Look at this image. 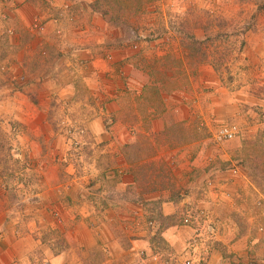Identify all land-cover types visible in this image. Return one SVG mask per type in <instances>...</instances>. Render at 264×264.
Instances as JSON below:
<instances>
[{
  "label": "rangeland",
  "instance_id": "obj_1",
  "mask_svg": "<svg viewBox=\"0 0 264 264\" xmlns=\"http://www.w3.org/2000/svg\"><path fill=\"white\" fill-rule=\"evenodd\" d=\"M23 1L0 0V215H4L2 224L7 232L0 238V246L7 250V254H13L11 264H22L20 256L15 254L27 245L33 247L34 241L36 248H31L26 256L29 264H53L56 257H60L64 264H86L77 236L67 235L56 226L64 223L58 210L40 213L36 192L39 173L43 170L28 155L22 154L20 133L25 125L22 122V97L16 104L14 99L17 98L16 92L22 94V83L25 82V74L18 68L17 59L19 45H22ZM37 1L41 4L31 28L38 29L42 26L41 21L49 20L52 33L57 37L64 38L67 33L74 32L75 36L82 34L89 45L80 43L84 50H74L77 58L86 60L87 46H101L105 57L115 53L110 50V45L124 53H133L136 48L152 53L150 51L169 42L172 48H176L174 54L179 50L184 53L186 68L190 70L195 62L201 61L211 64L216 74L214 78L211 72H207L209 80L203 84L193 80L192 92L187 97L190 100L187 114L192 118L185 123L184 120H173L166 130L155 136L160 154L152 161L157 168L154 171L152 167L147 171L137 169L140 182H150L147 187L153 198L145 200L138 196L140 202L133 207H126L125 204L129 203L125 201L123 208L131 212L120 222L119 218L109 220L102 217L111 212L106 211L109 204L100 195L92 203L94 212L85 218L80 215L79 220L89 228L116 227L117 230L111 232L110 229L108 235L113 233L124 245L126 235L123 231L129 232V226H132L133 236L137 235L142 244L133 250V255L124 249H110L103 245L101 251L91 253V262L135 264L131 259L136 257L139 264H264V0H111L110 4H96H103L110 10L109 14L102 16L91 9L94 0ZM138 6L141 9L137 12ZM115 7L120 8L117 14L125 19L120 26L112 25L113 21H104L115 14ZM96 19L102 26L90 24ZM131 24L134 27L129 29ZM92 29L96 30L94 34ZM99 29L108 37L96 44L94 38L100 34ZM191 33L198 36L196 46L204 55L193 52ZM251 34L262 39L254 45V50L248 48ZM166 37L169 41L165 40ZM175 37L180 38L177 45ZM67 43L62 40L60 50L67 52L68 48L64 49ZM181 52L172 57L175 66ZM76 61L83 66L81 61ZM73 65L69 62L64 66L66 76L62 77L76 88L82 77L80 74L84 72L79 73ZM119 72L117 75L122 77ZM95 77L101 82L98 76ZM165 78L160 77V80L165 81ZM148 91L153 93V88ZM217 93L218 96L233 93L235 116L220 121L203 110V102L207 104ZM80 94L81 90L74 100L68 102L53 95V99H57L53 121L68 143L65 157L79 160L81 156V163L90 169L93 165L99 166L98 157L102 152L94 151L89 144L93 138L88 137V122L100 111L105 130L110 132L114 121L106 114L104 102L90 100V96L83 99ZM87 109L91 115L87 114ZM223 125H235L237 135L231 140H215V131ZM86 145L89 149L84 148ZM172 146L180 152L186 149L183 159L177 152L173 157L167 154L166 148L170 150ZM148 148L145 146L144 151ZM132 152L131 147L126 148V157L131 159ZM103 153L108 154L114 164L105 170H97L98 175L94 178L122 177L126 169L116 166L122 163L121 151L114 154L110 149ZM176 165L180 166L179 171L175 170ZM131 188L124 191L123 199L125 196L136 197L135 188ZM164 202H169V206H164ZM119 227L123 228L122 232ZM168 231L173 232L174 241L179 237L176 241L180 244L170 245L165 240Z\"/></svg>",
  "mask_w": 264,
  "mask_h": 264
},
{
  "label": "crops",
  "instance_id": "obj_2",
  "mask_svg": "<svg viewBox=\"0 0 264 264\" xmlns=\"http://www.w3.org/2000/svg\"><path fill=\"white\" fill-rule=\"evenodd\" d=\"M23 4L22 45H19L20 50L17 59L18 68L25 74V82L22 83V94L21 91L16 92L17 100L14 99L16 101L14 104L21 102L19 97H22V122L25 124L22 133H20V137L22 134V154L28 155L33 160L32 162L43 170L39 173L40 178L38 179L39 184L36 192L40 213L48 214L50 209L58 210L64 223L56 226L61 231H65L67 235L77 236V242L82 246L85 254L82 258L86 264H95L91 262V253L96 252L95 250L101 251L103 245H108L110 249H124L125 252L133 255L142 244L139 243L140 239L137 235L133 236L132 226H129V232H124L123 228L119 227L120 230L122 229L121 232L123 231L126 235L124 237L126 245H124L119 237L112 235L113 233H110V236L108 235L110 229L111 232H114V230H117L116 227L89 228L79 220V217L82 214L81 218H85V216H90L94 212L92 203L95 197L99 195L107 201V205L109 204L106 211L111 212L102 217L109 220L119 218V222L122 218H127L129 212H131L129 209L123 208L125 201L129 203L125 204L126 207L128 205L133 207L134 204L140 202L137 199L138 196L145 200L150 197L153 198L150 189L147 187L150 182L148 180L140 182L137 169L144 168L147 171L152 167L151 170L154 171L157 168L153 165L155 162L152 161L158 159L160 154L158 151L160 145L155 142V136L166 130L169 127V122L184 120L185 123L188 118H192L191 114H187L190 110L188 104L190 100L187 97L188 93L192 92L193 80L196 79V81L203 84L209 80L206 77L208 76L207 72H211L214 78L216 74L213 72L211 64L201 61L195 62L189 70L185 67L187 58L180 50L175 53L181 52L179 59L182 61L177 59V66H175L172 57L176 55L174 54L176 48L170 46L168 37L165 39L168 40V43L161 48L153 49V51H150L152 53H146L144 52L146 50L137 48L133 53H124L120 48L116 49L113 48L114 45L112 47L110 45V50L112 52L114 50L115 53L114 55L105 56V58L101 46H87L89 48H87L88 53H85L87 55V57L85 56L86 60L77 58V56H74V50H77L76 52L84 50L80 43L89 45V41H84L82 34L77 33L75 36L74 33L76 32L73 34L67 33L64 38L55 36L54 32L52 33V24L47 22L49 20L41 21L42 26L35 30L32 29V20L37 18L35 16L36 11L40 8L38 5L41 3L37 0H24ZM92 20L90 24L102 26L97 22V19ZM91 32L94 34L96 30L92 29ZM102 32L100 31V34L98 33L95 36L96 44H101L108 37H105ZM248 37V48L250 49L258 41H262L257 34H251ZM175 39L177 45L180 38L175 37ZM62 40L69 42L64 45V49L68 48V51H65L66 53L60 50L59 47ZM76 59L81 61L83 66H79ZM164 59H168L167 65L162 64L165 63ZM69 62L74 63L73 67L76 71H80L79 73L84 72L80 74L82 77H80L79 85L76 88L65 82V78H63L66 76L64 66L68 65ZM115 70L118 72L120 70L119 75L122 77H119L118 72ZM121 71L123 74H120ZM62 75L64 76L62 77ZM95 75L101 79V82L99 80L97 82ZM103 77L106 82L103 81ZM160 77H166V80H160ZM152 88L153 93H148V89ZM80 90L84 96L83 99L90 96V100L94 98L95 100L99 99L100 104L104 102L106 114L112 117L111 119L114 121L113 128L109 132L105 130L102 112L97 111L96 115L92 113L94 117H90L88 137L91 136L93 139L91 141L90 138L89 144L95 149L94 151L102 152L98 157L100 159L97 162L99 166L95 167L93 165L90 172L87 171L90 169L81 163V156H79V160L65 157L68 143L58 132V127L53 121L54 110L57 107V99L54 100L53 95L68 102L74 100V96H77ZM218 94L213 98L211 97L207 104L203 102V110L212 113L220 121L228 116H235L237 111L233 93H224V95L219 96ZM85 111H88L87 114L91 115L89 109ZM165 114L167 117L164 118ZM182 114L184 115L182 116ZM186 125L188 124L186 123ZM86 146L84 148L89 149L88 145ZM145 146L149 147L146 151H144ZM130 147L133 149L131 159L125 155L126 148ZM110 149L114 151V154L121 151L122 159L120 160L122 163L118 160L120 163L116 166H122L126 170L121 175L122 177L108 175L102 180L95 179L94 177L99 172L97 170H105L106 167L113 166L114 161L111 160L108 154L103 153L108 152ZM166 150H168L167 154H171L172 157L177 152L181 159L186 153V149L184 152H180L177 147L170 148V150L166 148ZM87 156L89 155L87 154ZM144 166H147V168ZM179 167V165H176L175 170H178ZM93 171L97 173L94 174ZM133 186H136V188ZM130 187H132V190L135 188L133 191L136 197L125 196L123 199L124 191ZM142 188H145V190L136 192L138 189L142 190ZM167 203L169 202H164V206H169ZM2 221H5L3 214L0 215V238L7 233L4 231ZM69 224L72 226L67 227ZM164 237L170 245L180 244V241H176L179 238L178 236L174 241L172 231H168L167 235L165 233ZM33 243V247L27 245L22 247L19 254H15V256H20L19 259L22 264H29L26 261L27 253L32 251L31 248L34 249L37 246L35 241ZM133 250L135 251L133 252ZM6 252L7 250L0 246V264H11L13 254H7ZM131 260H134L135 264H139L138 258L134 257ZM52 263L64 264V261L60 257H56Z\"/></svg>",
  "mask_w": 264,
  "mask_h": 264
},
{
  "label": "trees",
  "instance_id": "obj_3",
  "mask_svg": "<svg viewBox=\"0 0 264 264\" xmlns=\"http://www.w3.org/2000/svg\"><path fill=\"white\" fill-rule=\"evenodd\" d=\"M113 1V0H112ZM114 1H116V0H114ZM98 2V3H97ZM99 2H103L104 3V5H106V4H110V2H111V0H94V2H93V4H92V6H91V9L93 10V11H96V12H99L101 15H106V14H109V12H110V10L109 9H107V8H105L106 6H104L103 4H100V5H96V4H99ZM118 2V1H117ZM114 9V13L115 14H111V16H109V18H106L105 19V21H106V23H111V21H113L112 23V25H121V23L125 20V19H123V18H121V15L119 16L117 13L118 12H120L119 10H120V8H117V7H115V8H113ZM112 9V10H113ZM122 9V8H121ZM139 9H141V6H138L137 8H136V10H137V12H138V10ZM135 10V11H136ZM125 17V16H124ZM125 22V21H124ZM130 23H131V19H130ZM134 27V24H131V25H129L128 26V28L130 29V28H133ZM190 32V31H189ZM183 33H185V32H183ZM188 33V32H187ZM221 35V34H220ZM189 37L192 39V41H191V47H192V50H193V52L194 53H201V54H203L202 52H200V48L198 47V46H196V44L197 43H199V41H197V35L195 36L193 33H191L190 35H189ZM219 38H222V37H219ZM182 44H184V42H182ZM204 55V54H203ZM165 60V63H162V64H164V65H167V62H168V59H164ZM165 70V69H164ZM173 76V75H172ZM227 163H225V165H226Z\"/></svg>",
  "mask_w": 264,
  "mask_h": 264
},
{
  "label": "built area",
  "instance_id": "obj_4",
  "mask_svg": "<svg viewBox=\"0 0 264 264\" xmlns=\"http://www.w3.org/2000/svg\"><path fill=\"white\" fill-rule=\"evenodd\" d=\"M136 48V45H134ZM237 127L235 125H223L214 133V138L217 141L231 140L237 135Z\"/></svg>",
  "mask_w": 264,
  "mask_h": 264
}]
</instances>
